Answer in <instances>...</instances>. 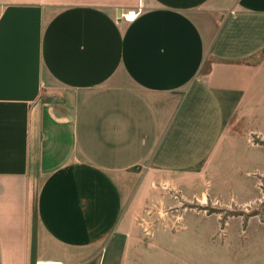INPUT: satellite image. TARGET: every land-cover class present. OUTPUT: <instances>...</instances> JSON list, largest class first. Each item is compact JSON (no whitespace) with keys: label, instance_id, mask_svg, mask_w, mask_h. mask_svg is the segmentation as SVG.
<instances>
[{"label":"crops","instance_id":"0c3cea01","mask_svg":"<svg viewBox=\"0 0 264 264\" xmlns=\"http://www.w3.org/2000/svg\"><path fill=\"white\" fill-rule=\"evenodd\" d=\"M263 87L264 0H0V264L126 250L153 181L262 145Z\"/></svg>","mask_w":264,"mask_h":264},{"label":"rangeland","instance_id":"374dc122","mask_svg":"<svg viewBox=\"0 0 264 264\" xmlns=\"http://www.w3.org/2000/svg\"><path fill=\"white\" fill-rule=\"evenodd\" d=\"M261 92L238 130L264 132ZM250 133L262 145L243 139L201 175L153 181L131 208V242L109 245L104 264H264V140Z\"/></svg>","mask_w":264,"mask_h":264},{"label":"built area","instance_id":"2783aa9c","mask_svg":"<svg viewBox=\"0 0 264 264\" xmlns=\"http://www.w3.org/2000/svg\"><path fill=\"white\" fill-rule=\"evenodd\" d=\"M138 11L135 10H127L125 13H123L122 17L127 20L133 19L137 15ZM36 264H54L52 262L48 261H38Z\"/></svg>","mask_w":264,"mask_h":264}]
</instances>
